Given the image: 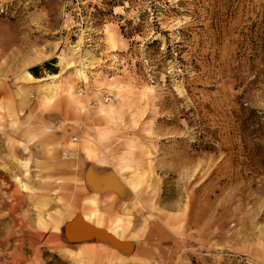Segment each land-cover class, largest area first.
<instances>
[{
    "label": "rangeland",
    "instance_id": "1",
    "mask_svg": "<svg viewBox=\"0 0 264 264\" xmlns=\"http://www.w3.org/2000/svg\"><path fill=\"white\" fill-rule=\"evenodd\" d=\"M0 107L18 264H264V0H0Z\"/></svg>",
    "mask_w": 264,
    "mask_h": 264
},
{
    "label": "bare ground",
    "instance_id": "2",
    "mask_svg": "<svg viewBox=\"0 0 264 264\" xmlns=\"http://www.w3.org/2000/svg\"><path fill=\"white\" fill-rule=\"evenodd\" d=\"M78 72L84 76V72L82 71V69H80V71L78 70ZM57 76L58 75H54V77ZM34 80L41 81V79H34L30 74L28 81L33 82ZM28 81L26 79V82ZM0 119L1 125L3 126V128H5L7 114L3 112V109H1V107ZM0 182L2 184V190L9 191L10 194H12L14 200V203L9 205L8 200L10 199V195L0 196V212H4L9 208V213H3L0 216V264H18L17 260H19V258L17 257L16 253L20 250V248H22L24 239L28 237L30 238L28 240H47L50 236H52V234L45 235V232L50 228L53 230L57 229L58 222L56 218H58V214L53 213L56 212L55 210H49V208H52L54 206L51 205V202L46 199L48 196L47 194L49 193V188H42L38 186L37 189H41L42 191L38 190L37 193L29 192L27 193V195H24L17 189L18 184H21L20 187H22V191L24 189L28 190V186L23 182H18V179H16L15 181L8 179V177L6 176V172L2 173ZM32 195L35 196V199H38L35 207H33V209L27 215H19L21 204L27 202V200L30 201L31 199H33L31 198ZM72 196L73 193L71 194L70 192L66 195L67 215H65V218L62 220L69 229H74L75 226H77L76 224L70 223L71 216L74 212L73 207H71ZM92 204H96L95 199H93ZM86 212L87 211H85L84 216L86 215ZM96 215L97 213L95 210L90 213L91 217H94ZM10 217H12V219H10ZM129 224H131V222H129ZM79 225L81 226H79L78 231L81 234V238H84L87 232V228L85 227V224L80 223ZM97 229V234L99 236L103 235L105 237L106 234L102 231V227H100V225ZM33 234H35L37 237H35ZM51 238L52 237H50V239ZM12 239L16 240L15 245H12Z\"/></svg>",
    "mask_w": 264,
    "mask_h": 264
},
{
    "label": "trees",
    "instance_id": "3",
    "mask_svg": "<svg viewBox=\"0 0 264 264\" xmlns=\"http://www.w3.org/2000/svg\"><path fill=\"white\" fill-rule=\"evenodd\" d=\"M44 66L45 67H47L48 66V64L47 63H45L44 64ZM39 70V67H35L32 71H35V72H37ZM34 73V72H33ZM34 75L36 76V77H38V74L37 73H34Z\"/></svg>",
    "mask_w": 264,
    "mask_h": 264
},
{
    "label": "built area",
    "instance_id": "4",
    "mask_svg": "<svg viewBox=\"0 0 264 264\" xmlns=\"http://www.w3.org/2000/svg\"><path fill=\"white\" fill-rule=\"evenodd\" d=\"M77 140V137H74V141H76Z\"/></svg>",
    "mask_w": 264,
    "mask_h": 264
}]
</instances>
